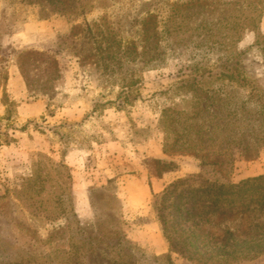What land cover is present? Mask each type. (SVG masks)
Segmentation results:
<instances>
[{
  "label": "rangeland",
  "instance_id": "rangeland-1",
  "mask_svg": "<svg viewBox=\"0 0 264 264\" xmlns=\"http://www.w3.org/2000/svg\"><path fill=\"white\" fill-rule=\"evenodd\" d=\"M30 1L0 0V264H195L169 251L151 204L199 172L180 152L198 118L184 119L249 89L226 76L264 90V0ZM85 20L122 33L107 68L79 57ZM225 113L213 124L231 127ZM232 163L231 182L264 174V147Z\"/></svg>",
  "mask_w": 264,
  "mask_h": 264
},
{
  "label": "trees",
  "instance_id": "trees-1",
  "mask_svg": "<svg viewBox=\"0 0 264 264\" xmlns=\"http://www.w3.org/2000/svg\"><path fill=\"white\" fill-rule=\"evenodd\" d=\"M41 4L36 1V5ZM83 31L81 42L87 45L79 56L81 59L92 57L107 68L108 62L124 52L121 32L110 29L112 35L103 36L105 30L96 25V21L88 20L84 22ZM136 34L143 35L142 26H137ZM132 40L134 47L127 51L141 53L135 46L137 39ZM207 77L221 79L223 76ZM226 77L233 83L237 81L234 84L239 87L247 84L249 89L236 98L240 100L239 105L230 98L224 109H210L212 112L207 111L201 116L200 111L208 107L205 104L204 108L192 111L184 119L187 123L198 118L191 124L196 129V140L184 142L180 152H189L198 159L199 172L173 180L151 204L169 251L195 264H237L244 259L264 256V174L237 183L230 179L235 148L246 153L264 147V90L256 88L250 81L243 83L239 79L233 80V76ZM128 95L125 93L120 97L126 101ZM217 112H226L224 117L233 122L232 126L228 127L226 121L213 124L216 117L222 118Z\"/></svg>",
  "mask_w": 264,
  "mask_h": 264
},
{
  "label": "crops",
  "instance_id": "crops-1",
  "mask_svg": "<svg viewBox=\"0 0 264 264\" xmlns=\"http://www.w3.org/2000/svg\"><path fill=\"white\" fill-rule=\"evenodd\" d=\"M39 102H33V103H30V105H27L25 108H23L22 107V105H19L18 107H17V110H18V114H19V116L21 115V109L23 108V109H34L33 108V106L34 105H37ZM21 108V109H20ZM1 112V111H0ZM30 115H32V113L31 114H29L28 112H27V117L28 116H30ZM33 115H36V112H35V114H33ZM162 185V184H161ZM132 238L133 239H136L135 238V236H132ZM151 251L153 252V253H155V254H162V253H165V252H167V245H165V244H162V243H159L157 246H156V248L155 247H151Z\"/></svg>",
  "mask_w": 264,
  "mask_h": 264
}]
</instances>
